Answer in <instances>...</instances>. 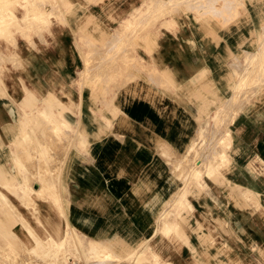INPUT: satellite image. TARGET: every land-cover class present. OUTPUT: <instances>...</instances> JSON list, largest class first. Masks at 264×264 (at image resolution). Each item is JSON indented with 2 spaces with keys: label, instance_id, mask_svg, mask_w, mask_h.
I'll list each match as a JSON object with an SVG mask.
<instances>
[{
  "label": "crops",
  "instance_id": "obj_1",
  "mask_svg": "<svg viewBox=\"0 0 264 264\" xmlns=\"http://www.w3.org/2000/svg\"><path fill=\"white\" fill-rule=\"evenodd\" d=\"M46 1L0 35V232L63 215L90 264H264V0Z\"/></svg>",
  "mask_w": 264,
  "mask_h": 264
},
{
  "label": "rangeland",
  "instance_id": "obj_2",
  "mask_svg": "<svg viewBox=\"0 0 264 264\" xmlns=\"http://www.w3.org/2000/svg\"><path fill=\"white\" fill-rule=\"evenodd\" d=\"M45 1L46 0H11V1L0 0V15L5 18V20L3 21V24H5V26L1 27L0 25V35L3 34L2 32L4 31V27H8L9 26L8 23H11V21L15 19V13H14L15 9L21 12L20 15L21 17L22 16L25 17L26 13H30V12L33 13L35 10L40 11L39 7L43 5ZM50 1L51 0H48L46 2L50 3ZM41 15L42 16L39 19L45 17L44 13ZM261 62H264V60L261 59ZM260 69L262 70V73L260 72L259 79L255 78L253 79V81L257 82L261 80L259 82L261 84H264V63H261ZM244 80L245 82L251 81V76L248 77L245 76ZM3 207L5 210V214L14 215L16 213L7 200H5V202L3 203ZM9 209L11 211H9ZM27 221H28L27 219H23L16 216L4 217L2 225H3V243H4L3 256H4L5 264H16V263L19 264L20 262L21 264H25V263L26 264H33V263L34 264H59V263L64 264L69 260L81 264H90L92 263L91 262L92 260H100L101 258L100 255L102 254V250L98 246L88 247L87 245L88 239H86L84 235L79 233L74 228L72 227L68 228L63 215L57 218L56 221H54V223H52L51 219H42V218L35 219L36 222L35 223L32 222L33 223L32 225L29 224ZM19 230L21 231L24 230L25 233L21 234ZM5 232H7L8 236L6 235ZM66 232L67 233L69 232L68 235L70 239L69 240L70 245H68V248L71 249L70 251L67 252L62 251L61 246L58 247V245L61 242V238L63 234ZM12 235H14V237ZM77 239L81 242V244L79 245L77 241L78 246L74 243V240ZM9 248L10 249L12 248L13 250L11 249L12 250L11 251ZM77 248L80 252L75 251L77 250ZM85 250L89 251V253L85 254L84 253ZM94 250L96 251V253L94 252ZM5 251L8 253H6ZM13 253L14 255H11ZM13 261L16 263H13Z\"/></svg>",
  "mask_w": 264,
  "mask_h": 264
},
{
  "label": "bare ground",
  "instance_id": "obj_3",
  "mask_svg": "<svg viewBox=\"0 0 264 264\" xmlns=\"http://www.w3.org/2000/svg\"><path fill=\"white\" fill-rule=\"evenodd\" d=\"M8 1H9V0H8ZM10 1H11V0H10ZM14 2H15V1H14ZM51 2H52V1H51ZM25 5H26V3H25ZM163 5H164V4H163ZM206 6H207V5H206ZM26 7H27V6H26ZM33 7H34V6H33ZM34 8H35V7H34ZM58 8H59V7H58ZM61 8H62V7H61ZM58 10H59V9H58ZM64 11H65V10H64ZM62 12H63V11H62ZM41 14H42L41 11H36V12L31 13V14L26 13V14H25V17L22 16L21 18L24 17V19H25V18H27V17H28V18L30 17L32 20H37V19L39 20V18L42 16ZM62 14H63V13H62ZM9 16H10V15H9ZM211 17H212V16H211ZM38 24H41V23H38ZM39 26H40V25H39ZM13 29H14V28H13ZM86 32H87V31H86ZM121 32H122V30H121ZM90 35H91V34H90ZM113 35H114V34H113ZM111 36H112V35H111ZM257 38H258V37H257ZM258 39H259V38H258ZM121 40H122V39H121ZM119 41H120V40H119ZM108 43H109V42H108ZM88 44H89V43H88ZM106 44H107V42H106ZM106 44H105V45H106ZM134 44H135V43H134ZM91 47H92V46H91ZM124 47H125V46H124ZM124 47H122V48H124ZM97 48H98V47H97V45H96V48H95V49H97ZM113 48H114V47H113ZM99 49H100V48H99ZM120 49H121V47H120ZM103 50H104V49H103ZM258 50H259V49H258ZM108 52H109V51H108ZM103 53H104V51H103ZM259 53H260V52H259ZM92 54H93V53H92ZM92 54H91V55H92ZM111 54H112V53H111ZM261 54H262V53H261ZM88 55H89V54H88ZM94 55H95V54H94ZM96 55H98V54H96ZM96 55H95V56H96ZM104 55H105V54H104ZM255 56H256V55H255ZM96 57H97L96 60H98V58L101 60L100 57H98V56H96ZM108 57H109V56H108ZM2 59H3V58H2ZM10 60H11V59H10ZM91 60H92V56H91ZM105 61H106V60H105ZM256 61H257V60H256ZM91 62H92V61H91ZM95 62H96V61H95ZM98 62H102L103 64L100 63V65H104L103 60L98 61ZM106 62H107V61H106ZM110 62H111V61H110ZM254 62H255V61H254ZM12 63H13V62H12ZM263 63H264V62H263ZM95 64H97V63H95ZM245 65H246V64H245ZM89 66H90V65H89ZM256 66H257V65H256ZM98 67H99V65H98ZM91 68H92V67H91ZM91 68H87V69H88V73H91V79H92L94 76H96V75H94V74H96L97 71H94L95 73L92 74V73H93V72H92L93 70L91 71ZM96 68H97V67H96ZM240 68H241V67H240ZM89 69H90V71H89ZM93 69H94V68H93ZM100 69H101V68H100ZM246 69H247V68H246ZM85 70H86V69H85ZM104 70H105V69H104ZM108 70H109V69H108ZM98 71H99V70H98ZM105 71H106V70H105ZM249 71H250V69H249ZM260 72L262 73V70H260ZM99 73H100V71H99ZM99 73H98V74H99ZM241 73H242V72H241ZM92 75H94V76L92 77ZM100 75H101V74H100ZM79 76H80V75H79ZM89 76H90V74H89ZM248 76H249V74H248ZM84 77H85V76H84ZM261 77H262V76H261ZM86 78H87V75H86ZM89 78H90V77H89ZM105 78H106V77H105ZM239 78H240V77H239ZM247 79H248V78H247ZM88 81H89V80H88ZM259 81H261V80H259ZM246 82H247V81H246ZM81 83H82V82H81ZM87 83H88V82H87ZM89 83H90V81H89ZM93 83H94V82H93ZM79 84H80V83H79ZM81 85H82V84H81ZM88 85H89V84H88ZM90 86H91V84H90ZM97 88L99 89V87H97ZM97 88H96V89H97ZM78 89H79V88H78ZM232 89H233V88H232ZM94 90H95V89H94ZM92 91H93V90H92ZM27 94H29V93H27ZM90 94H91V93H90ZM93 96H94V95H93ZM21 97H23V96H21ZM24 97L26 98L25 95H24ZM29 97H30V96H29ZM30 98H31V97H30ZM20 99H21V98H20ZM23 99H24V98H23ZM44 99H46V98H44ZM24 100H26V99H24ZM19 101H21V100H19ZM35 101H36V100H35ZM22 102H23V101H22ZM22 102H21V103H22ZM25 102H26V101H25ZM19 103H20V102H19ZM49 104H51V103H49ZM45 105H46V104H45ZM79 105H80V104H79ZM29 106H30V107H29V109H30L32 106H31V105H29ZM51 106H53V105H51ZM88 106H89V105H88ZM53 107H54V106H53ZM78 107H79V106H78ZM42 108H43V107H42ZM45 108H46V107H45ZM29 109H28V110H29ZM43 109H44V108H43ZM59 109H60V108H59ZM62 109H63V108H62ZM64 109H65V108H64ZM60 110H61V109H60ZM60 110H58V111H60ZM66 110H67V109H66ZM78 110H79V109H78ZM78 110H76V111H78ZM44 111H45V110H44ZM56 111H57V110H56ZM58 111H57V113H59ZM68 111H69V110H68ZM15 112H16V111H15ZM46 112H47V110H46ZM225 112H226V111H225ZM225 112H224V113H225ZM28 113H29V112H28ZM48 113H49V112H48ZM48 113H47V114H48ZM60 113H61V112H60ZM77 113H78V112H77ZM71 114H72V113H71ZM78 114H79V113H78ZM66 116H67V115H66ZM60 117H61V116H60ZM18 121H19V120H18ZM18 121H17V122H18ZM25 121H26V120H25ZM58 122H59V121H58ZM66 122H67V121H66ZM18 123H20V122H18ZM67 123H68V122H67ZM20 124H22V123H20ZM61 124L63 125V123H61ZM69 124H70V123H69ZM62 125H61V126H62ZM18 126H19V125H18ZM21 127H22L21 129H23V126H21ZM64 127H65V126H64ZM64 127H63V128H64ZM21 129H20V130H21ZM20 130H19V131H20ZM23 130H24V129H23ZM28 130H31L30 127H29ZM211 130H212V129H211ZM217 130H218V129H217ZM21 132H22V130H21ZM32 132H33V131H31V133H32ZM31 133H30V134H31ZM21 134H23V133H21ZM32 134H33V133H32ZM38 134H39V133H38ZM78 134H79V133H78ZM216 134H217V133H216ZM33 136H34V135H33ZM42 136H44V135H42ZM47 136H48V135H47ZM39 137H40V136H39ZM34 138H35V137H34ZM45 139H46V138H45ZM21 140H22V139H21ZM65 140H66V139H65ZM72 140H73V139H72ZM34 141H35V140H34ZM31 142H32V140H31ZM13 143H14V142H13ZM36 143H37V142H36ZM22 144H24L23 141H22ZM22 144H21V145H22ZM14 146H15V145H14ZM17 147H18V146H17ZM20 147H21V146H20ZM20 147H18V148H20ZM38 147H39V146H38ZM29 148H30V147H29ZM16 149H17V148H16ZM20 149H22V148H20ZM24 149L26 150V148H24ZM9 151H10V150H9ZM22 152H23V151H22ZM26 152H27V151H26ZM16 153H17V152H16ZM18 153H19V152H18ZM20 153H21V151H20ZM29 153H30V152H29ZM41 153H42V151H41ZM172 153H173V152H172ZM40 155H41V154H40ZM42 155H43V154H42ZM15 158H16V157H15ZM40 158H41V156H40ZM16 159H17V158H16ZM20 160H21V159H20ZM40 160H41V159H40ZM11 161H12V160H11ZM29 161H30V160H29ZM194 161H195V160H194ZM14 162H15V161H14ZM27 162H28V161H27ZM192 162H193V160H192ZM12 163H13V162H12ZM29 163H30V162H29ZM17 164H19V163L17 162ZM30 164H31V163H30ZM198 164H199V163H198ZM19 165H20V164H19ZM217 165H218V164H217ZM28 166H29V164H28ZM28 166H27V167H28ZM32 166H33V165H32ZM47 166H48V165H47ZM107 166H108V165H107ZM188 166H189V165H188ZM188 166H187V167H188ZM30 167H31V166H30ZM30 167H29V168H30ZM197 167H198V165H197ZM201 167H202V166H201ZM221 167H222V166H221ZM29 168H28V169H29ZM119 168H121V167H119ZM206 168H207V167H206ZM26 169H27V168H26ZM43 171H44V170H43ZM0 172H1V170H0ZM26 172H27V171H26ZM29 172H31V171H29ZM200 172H201V171H200ZM200 172L197 171V175H198ZM209 172H211V171H209ZM148 174H149V173H148ZM27 175H28V173H27ZM155 175H156V174H155ZM29 177H30V175H29ZM179 177H181V176H179ZM12 178H13V177H12ZM198 178H199V177H198ZM146 179H147V178H146ZM168 179H169V178H168ZM29 180H30V179H29ZM29 180H27V181H29ZM169 180H170V179H169ZM0 181H1V180H0ZM37 182H38V181H37ZM3 183H4V182H3ZM171 183H172V182H171ZM226 183H227V182H226ZM40 186H41V185H40ZM6 188H8V186H7ZM32 188H33V187H32ZM38 190H39V189H38ZM157 193H158V192H157ZM0 197H2L1 194H0ZM160 197H161V196H160ZM151 199H153V198H151ZM163 199H164V198H163ZM237 200H238V199H237ZM158 201H159V200H158ZM4 202H5V201H4ZM4 202H2V203H4ZM22 203H23V202H22ZM6 204H7V203H6ZM9 204H10L11 207H12V204H11L10 202H9ZM4 205H5V204H4ZM8 206H9V205H8ZM1 207H2V206H1ZM5 207H6V206H5ZM151 207H152V206H151ZM141 208H142V206H141ZM2 210H3V207H2ZM13 210H14V209H13ZM9 211H11V210L9 209ZM159 217H161V216H159ZM169 223H170V222H169ZM198 223H199V221H198ZM66 225L68 226V228L70 227L69 224H68L67 222H66ZM23 227H25V226H23ZM5 229H6V228H5ZM1 230H2V229H1ZM156 230H157V229H156ZM1 232H3V231H1ZM1 232H0V233H1ZM5 233H6V235H7V232H5ZM68 233H69V232H68ZM68 233L66 232V233L63 234V236H62V238H61V242H60V244L58 245V247L61 246V250H62V251H65V252L71 250L70 248H68V245H70V244H69V243H70V242H69L70 239H69V235H68ZM0 235H1V234H0ZM6 235H5V236H6ZM10 235H11V234H10ZM2 236H3V235H2ZM7 236H8V235H7ZM12 236L14 237V235H12ZM77 241H78L79 245L81 244V242H80L78 239H77V240H74V243L78 246ZM6 243H7V241H6ZM10 243H11V242H10ZM9 245H10V244H9ZM11 245H12V244H11ZM5 248H6V247H5ZM12 248H13V247H12ZM12 248H11V249H12ZM93 248H94V247H93ZM93 248H92V249H93ZM9 249H10V248H9ZM11 249H10V250H11ZM59 249H60V248H59ZM96 249H97V248H96ZM12 250H13V249H12ZM12 250H11V251H12ZM90 250H91V249H90ZM26 251H27V250H26ZM75 251H76V252H80V251L78 250V248H77V250H75ZM5 252H6V251H5ZM92 252H93V251H92ZM94 252L96 253L95 250H94ZM94 252H93V253H94ZM6 253H8V252H6ZM84 253L87 254V253H89V251L85 250ZM2 254H3V253H2ZM44 254H46V253H44ZM60 254H61V253H60ZM11 255H14V253L11 254ZM56 256H57V255H56ZM65 256H66V255H65ZM9 257H10V254H9ZM39 257H40V256H39ZM8 259H11V258H8ZM15 259H16V258H15ZM22 259H23V258H22ZM24 259H26V258H24ZM34 259H35V258H34ZM65 259H66V258H65ZM190 260H191V259H190ZM237 260H238V259H237ZM14 261H15V260H14ZM14 261H13V263H16V262H14ZM16 261H17V260H16ZM20 261H21V259H20ZM20 261H19V262H20ZM22 261H23V260H22ZM40 261H41V259H40ZM56 261H57V260H56ZM42 262H43V261H42ZM62 262H63V261H62ZM64 262H65V261H64ZM236 263H237V262H236ZM16 264H17V263H16ZM19 264H21V262H20ZM25 264H26V263H25ZM33 264H34V263H33ZM59 264H60V263H59ZM238 264H239V263H238Z\"/></svg>",
  "mask_w": 264,
  "mask_h": 264
},
{
  "label": "built area",
  "instance_id": "obj_4",
  "mask_svg": "<svg viewBox=\"0 0 264 264\" xmlns=\"http://www.w3.org/2000/svg\"><path fill=\"white\" fill-rule=\"evenodd\" d=\"M64 264H81V263H78V262H74V261L69 260V261H67Z\"/></svg>",
  "mask_w": 264,
  "mask_h": 264
}]
</instances>
